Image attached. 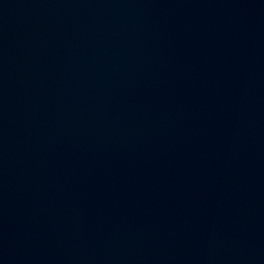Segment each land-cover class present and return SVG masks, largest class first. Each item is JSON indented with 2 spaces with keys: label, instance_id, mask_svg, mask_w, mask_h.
<instances>
[{
  "label": "water",
  "instance_id": "water-1",
  "mask_svg": "<svg viewBox=\"0 0 264 264\" xmlns=\"http://www.w3.org/2000/svg\"><path fill=\"white\" fill-rule=\"evenodd\" d=\"M0 264H264V0H0Z\"/></svg>",
  "mask_w": 264,
  "mask_h": 264
}]
</instances>
